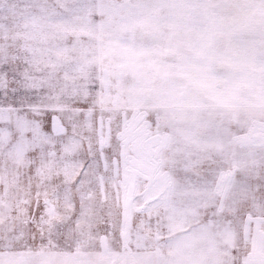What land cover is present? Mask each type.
I'll list each match as a JSON object with an SVG mask.
<instances>
[{
  "label": "snow or ice",
  "instance_id": "1",
  "mask_svg": "<svg viewBox=\"0 0 264 264\" xmlns=\"http://www.w3.org/2000/svg\"><path fill=\"white\" fill-rule=\"evenodd\" d=\"M0 264H264V0H0Z\"/></svg>",
  "mask_w": 264,
  "mask_h": 264
}]
</instances>
